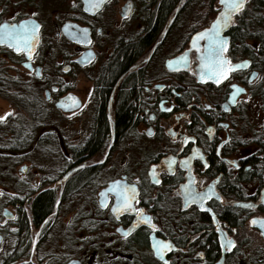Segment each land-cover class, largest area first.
I'll use <instances>...</instances> for the list:
<instances>
[{
    "label": "flooded vegetation",
    "instance_id": "flooded-vegetation-1",
    "mask_svg": "<svg viewBox=\"0 0 264 264\" xmlns=\"http://www.w3.org/2000/svg\"><path fill=\"white\" fill-rule=\"evenodd\" d=\"M223 8L0 0V25L34 30L31 56L0 43L23 110L0 115V154L37 153L0 206V264H264V0L221 23V78L202 65Z\"/></svg>",
    "mask_w": 264,
    "mask_h": 264
},
{
    "label": "snow or ice",
    "instance_id": "snow-or-ice-1",
    "mask_svg": "<svg viewBox=\"0 0 264 264\" xmlns=\"http://www.w3.org/2000/svg\"><path fill=\"white\" fill-rule=\"evenodd\" d=\"M222 3L226 4L227 10L222 13L221 17L213 23L212 32L214 33V43L215 48H210L211 53H215L211 61L202 65V67H207L209 69L210 76H220L226 75L228 69L225 68L227 61L220 55V52L224 45V38L218 36L220 20L221 18L227 23L230 20V11H239L244 6V0H222ZM34 30L26 26V22H21L19 26L12 24H2L0 25V43H10L16 51H21L23 47L24 50L28 51L31 48V41L33 39ZM31 51H28V55L31 56ZM219 82V80H217ZM124 195L123 204L121 206H126L129 203V198L126 193ZM116 209H114L115 211ZM142 211V210H141ZM255 223V220L253 221ZM161 247H167V242H160Z\"/></svg>",
    "mask_w": 264,
    "mask_h": 264
},
{
    "label": "rangeland",
    "instance_id": "rangeland-1",
    "mask_svg": "<svg viewBox=\"0 0 264 264\" xmlns=\"http://www.w3.org/2000/svg\"><path fill=\"white\" fill-rule=\"evenodd\" d=\"M5 61V60H4ZM3 62V58H0V63ZM9 112L22 113L23 110L13 101H9L8 98L0 95V115L1 121L4 122V117ZM0 143H3L0 140ZM37 153L25 154L21 153H4L0 154V206L5 204L6 199L9 196H13L16 193H23V188L20 187L22 180L18 177V167L26 161H37ZM23 179H27V176L23 175ZM4 248L0 250L3 253ZM1 256V254H0ZM1 263V259H0Z\"/></svg>",
    "mask_w": 264,
    "mask_h": 264
},
{
    "label": "trees",
    "instance_id": "trees-1",
    "mask_svg": "<svg viewBox=\"0 0 264 264\" xmlns=\"http://www.w3.org/2000/svg\"><path fill=\"white\" fill-rule=\"evenodd\" d=\"M49 201H50L49 194H44L41 197L36 199V201H35V208H36L35 216H36V218H40L45 214L46 210L48 209Z\"/></svg>",
    "mask_w": 264,
    "mask_h": 264
},
{
    "label": "water",
    "instance_id": "water-1",
    "mask_svg": "<svg viewBox=\"0 0 264 264\" xmlns=\"http://www.w3.org/2000/svg\"><path fill=\"white\" fill-rule=\"evenodd\" d=\"M245 1V0H244ZM221 3H222V0H221ZM223 5H224V8H223V10H222V12L220 13V16L219 17H221V15H222V13H224L226 10H227V6H226V4H224V3H222ZM228 11H230V17H231V14L233 13V12H235V10H228ZM217 20V19H216ZM215 20V21H216ZM214 21V22H215ZM213 22V23H214ZM213 23L211 24V26H210V28L208 29V33H210L211 34V36H213L214 35V33L212 32V29H213ZM221 23H225L224 22V20L221 18V20H220V25H221ZM226 25L224 26V27H222V29H224V28H226V27H228V25H229V21L227 22V23H225ZM220 28V27H219ZM6 215L9 217V215L7 214V212H6ZM154 248L156 249V247L154 246ZM157 251V250H156Z\"/></svg>",
    "mask_w": 264,
    "mask_h": 264
}]
</instances>
